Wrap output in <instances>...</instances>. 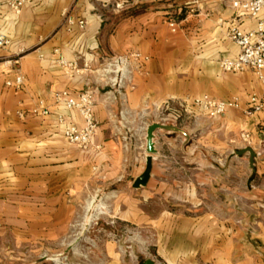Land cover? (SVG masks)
<instances>
[{"label": "crops", "instance_id": "1", "mask_svg": "<svg viewBox=\"0 0 264 264\" xmlns=\"http://www.w3.org/2000/svg\"><path fill=\"white\" fill-rule=\"evenodd\" d=\"M232 1L0 0V255L32 245L59 252L84 212L94 219L107 206L135 238L150 236L161 264H264V122L248 114L263 87L252 71L220 66L239 54L230 29L259 21L237 17ZM113 57L130 59L120 86ZM18 70L23 90L6 86ZM89 89L97 128L83 151L63 135L83 118L56 96ZM203 96L237 99L239 108L216 119L184 111ZM168 107L183 109L180 123L169 121L186 135L155 133L151 176L137 189L147 129ZM41 108L50 114L32 113ZM247 148L257 153L254 167ZM116 249L104 245L109 264H129Z\"/></svg>", "mask_w": 264, "mask_h": 264}, {"label": "built area", "instance_id": "2", "mask_svg": "<svg viewBox=\"0 0 264 264\" xmlns=\"http://www.w3.org/2000/svg\"><path fill=\"white\" fill-rule=\"evenodd\" d=\"M232 8L236 11V16H248L252 19L258 20L257 26L251 31H243L238 26H233L230 29L229 38L239 48V54L235 58H225L220 62V66L225 73H243L252 71L256 74L258 81L262 84L263 90L258 98H254L248 114L261 113L263 114L264 122V0H233ZM72 24V21L68 20ZM84 26V22L79 23ZM174 25L172 24V27ZM4 45L0 38V47ZM132 58H139V55H133ZM60 65L68 68V70H75L76 64H68L60 60ZM110 68L116 74L113 81L114 85L120 86L127 81L130 75V59L113 57L110 59ZM0 63V71H2ZM24 77L18 70L15 80L7 81L6 86L15 88L16 90H23ZM57 102L63 103L68 111H77L82 116L84 126L79 128L73 125H66L63 131L65 139L72 145H75L80 150L88 151L92 147V140L97 128L94 112L96 107V91L86 90L78 94L77 98H70L67 92H62L56 96ZM188 108L199 111L211 119H216L223 116L229 109L239 108L238 100L217 101L208 96H203L188 103L184 108L187 112ZM173 111L167 108V111ZM34 115L47 116L50 111L46 108L35 109L32 112ZM174 120L181 118L179 112L173 111ZM241 139L246 144H250V136L247 133L241 134Z\"/></svg>", "mask_w": 264, "mask_h": 264}, {"label": "rangeland", "instance_id": "3", "mask_svg": "<svg viewBox=\"0 0 264 264\" xmlns=\"http://www.w3.org/2000/svg\"><path fill=\"white\" fill-rule=\"evenodd\" d=\"M22 1L12 4L13 8L18 10ZM2 39V38H1ZM4 45L7 42L3 40ZM181 114V118L176 121L180 123L183 118L182 108L175 109ZM173 111H165L161 116L162 123L171 125L169 121ZM172 120V119H171ZM97 201V200H96ZM97 204H101L97 202ZM91 211V210H90ZM109 208L100 206L94 212V219H91L93 213L84 212L79 220L73 224L71 234L63 241V246L58 249L59 252H40L37 246L32 245L26 250L19 249L14 251L13 258L4 254L0 255V264H109L107 255L104 253V245L112 242L117 246V252L129 264H144L148 259H154L150 254V236L148 238H135L129 229L123 224L113 222L108 216ZM128 231V232H127ZM18 250V249H16Z\"/></svg>", "mask_w": 264, "mask_h": 264}, {"label": "water", "instance_id": "4", "mask_svg": "<svg viewBox=\"0 0 264 264\" xmlns=\"http://www.w3.org/2000/svg\"><path fill=\"white\" fill-rule=\"evenodd\" d=\"M157 131H163L166 133H179V134L186 135L184 131H182L177 126L155 123L148 127L147 136H146V151L149 157L147 158V164H146V169L144 173L135 181L134 187L137 189L145 186L150 179L151 170H152V157L153 155L156 154L154 140H155V133ZM246 153L250 154V157H251L250 163H251V166L254 167V162L257 157V153L251 148H247L243 151V154H246ZM144 264H155V263L151 260H148Z\"/></svg>", "mask_w": 264, "mask_h": 264}]
</instances>
